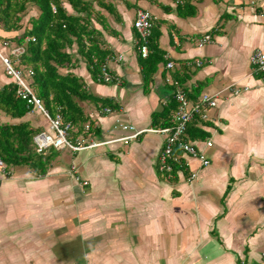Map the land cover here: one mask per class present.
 I'll use <instances>...</instances> for the list:
<instances>
[{"label":"crops","instance_id":"0c3cea01","mask_svg":"<svg viewBox=\"0 0 264 264\" xmlns=\"http://www.w3.org/2000/svg\"><path fill=\"white\" fill-rule=\"evenodd\" d=\"M105 2L114 14L102 11L106 26L95 28L115 81L93 79L76 46L74 65L62 70L116 104L111 113L82 104L89 117L85 126H91L85 144H105L77 153L56 150L45 175L25 167L8 170L5 177L0 173V264H261L264 83L249 59L257 50L264 52V0H191L192 17L182 16L188 8L178 14L183 0ZM138 10L155 18L152 31L159 32L157 45L164 52L147 92L132 27ZM14 34L0 30V38ZM205 35L211 40L200 45ZM9 48L2 50L11 53ZM2 72L0 64V86L10 82ZM231 87L239 93L233 95ZM177 88L190 103L208 94L216 104L202 109L187 127L190 135L193 128L203 131V138H190L187 130L182 137L209 165L201 167L175 148L185 169L167 179L158 170L164 135L115 141L129 133L114 125L120 120L137 130L165 128L154 124L152 115L167 107ZM27 116L22 120L33 128L52 133L49 124H33ZM68 164L78 177L69 180L61 173L54 181L50 171ZM192 173L196 178L189 181Z\"/></svg>","mask_w":264,"mask_h":264},{"label":"trees","instance_id":"16d2710c","mask_svg":"<svg viewBox=\"0 0 264 264\" xmlns=\"http://www.w3.org/2000/svg\"><path fill=\"white\" fill-rule=\"evenodd\" d=\"M190 2L183 0L182 6L177 5L179 15L185 8L189 12L182 14L183 17L195 15V7ZM65 5L70 9L67 10ZM31 10L35 11L34 15H30ZM100 10L114 14L112 4L105 0H0V30L15 33L11 37L0 38V47L7 44L8 49L12 47V51L24 47L22 52L10 55L12 62L23 72H32L28 80L34 93L42 100L51 116L59 114L64 123L71 124L74 131L70 138L73 141L84 139L91 131L90 125L89 130L85 131L89 117L83 108L84 102L94 103L102 110L117 109L111 99L90 93L80 77L70 71H62L74 65L71 49L76 46L91 77L96 80L99 77L100 68L109 55L103 49L101 32L93 25L95 21L103 28L106 26ZM158 38L159 32L153 30L148 41L147 57L142 58L138 54L145 92L159 64L164 62V52L157 45ZM16 91L17 87L12 82L0 86V113L10 120L0 123V163L7 171L25 167L34 175H45L57 151L50 149L45 154L36 153L33 138L40 129L22 120L30 113V108L16 95ZM175 109V99L170 96L167 107L162 112L153 113V123L161 122V127L170 126ZM193 129L191 135L187 130L190 138L204 137L203 131Z\"/></svg>","mask_w":264,"mask_h":264},{"label":"built area","instance_id":"2783aa9c","mask_svg":"<svg viewBox=\"0 0 264 264\" xmlns=\"http://www.w3.org/2000/svg\"><path fill=\"white\" fill-rule=\"evenodd\" d=\"M264 11V2L260 6ZM54 10V8H53ZM155 18L146 10H138L136 12L135 19L132 23V27L137 33L138 40L136 42L137 51L142 58H146L148 50V41L151 36V32L154 26ZM211 40L209 35H205L199 40V44L202 45ZM34 39H32V42ZM2 48H8L7 44H4ZM0 47V62L4 69L5 75L10 79V82L16 85V95L25 101L30 108V113L40 114L49 124V128L52 133L39 132L34 138L35 151L38 154H45L50 149L60 151L66 149L72 153H77L83 150L91 149L103 145L105 143L90 142L85 144L83 139L71 140V132L73 127L69 123H64L61 115L57 114L54 117L51 116L48 110L45 108L42 100L34 93L28 78L32 75V72H23L20 68L15 66L10 57L14 52H22L24 47L19 50L11 51V53H5ZM251 70L256 74L260 80L264 83V52L257 50L250 56ZM198 66H201V62H197ZM167 68H172V64L167 63ZM99 79L104 83H111L115 81L113 75L109 72L106 65H102L100 68ZM230 92L233 95H237L239 90L236 88H230ZM176 102V109L172 114V126L165 127L163 129H143L137 130L132 125L122 123L120 120L115 121L114 128L128 132L129 135L116 139L115 141H125L137 138L142 133H156L164 135V145L162 147L159 156L158 170L167 179H171L177 172H182L184 164L181 162L180 157L175 154V148H179L183 154L194 158L200 162L201 167H207L209 161L206 156L198 150V148L189 142H183L184 136L188 125L195 119L197 115L202 114V109L212 108L215 106V100L213 96L203 94L200 96L198 102L190 103L187 98L186 92L177 88L174 94ZM110 108H104V113H111ZM205 118V114L201 115ZM89 130V126H85V131ZM207 147L210 146V142H207ZM0 170H5V167L0 163ZM196 178V174L189 175L188 180L193 181ZM261 264H264V253L261 255Z\"/></svg>","mask_w":264,"mask_h":264},{"label":"rangeland","instance_id":"374dc122","mask_svg":"<svg viewBox=\"0 0 264 264\" xmlns=\"http://www.w3.org/2000/svg\"><path fill=\"white\" fill-rule=\"evenodd\" d=\"M93 6H95V4H93ZM98 9V8H97ZM97 9H95V10H97ZM99 12H102V10H100ZM35 14V11L34 10H31L30 11V15H34ZM95 22V21H94ZM93 22V25L95 26V24H96V22L94 23ZM98 24V23H97ZM3 72H4V69H3ZM2 72V73H3ZM5 74V73H4ZM6 76V75H5ZM7 77V76H6ZM8 78V77H7ZM32 116H31V118L29 117V116H27V118L29 117L30 118V121H32V123L33 124H48V122L45 120V119H43L42 117H40V115H37V114H35V113H33V114H31ZM4 115L2 114V113H0V123H2V122H5V119H4V117H3ZM64 160V159H63ZM63 162V161H62ZM55 163L56 162H54L53 163V166L55 165ZM57 167L58 166H55L53 169H52V171H50V174L51 175H53L54 176V181L57 179V175L58 174H61V173H64V174H66V175H68L69 176V180H73L75 177H78V175H76L75 176V174L73 173L74 171H75V169L76 168H72V166L71 165H67V167H60L61 169H60V171H57ZM12 169H15V168H12ZM9 170H11V169H9ZM20 170H23V169H20ZM26 170V169H25ZM14 172L16 171V170H13ZM0 173L5 177L7 174V170H4V173H3V171H1L0 170ZM72 174L74 175V178L72 177ZM73 178V179H72ZM85 182H83V184L82 183H80V186H83V185H85L84 184ZM71 184V183H70Z\"/></svg>","mask_w":264,"mask_h":264}]
</instances>
